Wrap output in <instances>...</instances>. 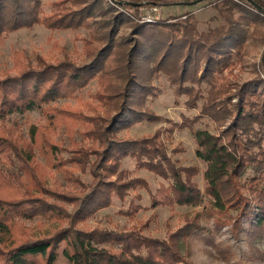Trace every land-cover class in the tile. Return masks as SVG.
Masks as SVG:
<instances>
[{"label": "trees", "instance_id": "trees-1", "mask_svg": "<svg viewBox=\"0 0 264 264\" xmlns=\"http://www.w3.org/2000/svg\"><path fill=\"white\" fill-rule=\"evenodd\" d=\"M146 1L53 0L46 12L44 0H0V41L35 25L90 31L82 38L83 61L68 55L55 63L42 56L35 63L17 59L16 72L0 77V264H53L61 248L68 264H195L189 241L207 236L211 241L214 234L203 219H212L216 229L229 224L237 229L245 219L247 243L256 247L257 241L264 242V76L240 82L224 74L245 56L250 27L264 24V0H208L224 3L227 22L207 31L198 29L190 11L167 19L139 17ZM123 27H130L128 35H120ZM261 65L264 71V58ZM160 74L167 76L177 96L187 97L189 107H197L204 96L202 83L210 86L201 112L168 129L193 133L197 155L207 164L204 189L195 179L199 166L178 165L160 132L120 136L136 123L160 119L147 107L158 94L154 78ZM94 79L99 84L96 104H57L78 98ZM35 108L48 115L54 128L63 125L62 141L35 124L27 138L18 120L10 119ZM203 115L223 126L219 134L196 127ZM63 150L70 155L59 157L53 167L67 170L71 179L72 167L91 175L88 183L80 181L86 190L82 195L48 185L39 156L48 160ZM128 156L168 185L152 191L145 177L129 176L123 168ZM138 187L149 190L150 205L135 193L127 207L119 209L130 218L159 205L204 203V208L185 214V223L165 237L145 232L151 218L122 229L88 224L115 198L125 202ZM62 203L73 204V210ZM36 217L50 220L49 229L32 231L26 220ZM219 252L231 257L230 252Z\"/></svg>", "mask_w": 264, "mask_h": 264}, {"label": "rangeland", "instance_id": "rangeland-1", "mask_svg": "<svg viewBox=\"0 0 264 264\" xmlns=\"http://www.w3.org/2000/svg\"><path fill=\"white\" fill-rule=\"evenodd\" d=\"M52 1L44 0L46 12L52 9ZM145 3L137 13L139 17L149 13L154 15L155 19H167L173 15L190 11L193 13L200 31H207L209 28L227 22L223 2L215 4L203 0L191 4H181L180 0H163L159 3L150 1ZM155 5L159 8V12L152 10ZM145 22L149 21L145 20ZM249 31L250 36L246 42L245 56L233 69L224 73L226 77L240 82L264 76L261 65L264 58V24L256 28L252 26ZM129 32L130 27H123L120 35H128ZM89 35L90 31L85 28L52 30L44 25H35L33 28H21L10 32L4 40L0 41V77L7 73L14 74L16 72L15 62L17 59L35 63L38 57L42 56L48 62L55 63L68 55L81 62L85 58L82 38L89 37ZM154 84L158 88V94L150 97L147 107L160 116V119L157 121L144 120L136 123L130 128L123 129L120 136L137 138L152 136L156 132H160V138L164 142L168 154L178 165L199 166L200 171L195 179L204 189L206 184L204 171L207 164L197 155V144L193 133L188 128L176 127L173 131L168 129L173 127L175 122H181L184 117H194L201 112L210 86L208 83H202L201 89L204 96L198 99L197 107H189L185 103L187 97L176 95L174 86L171 85L165 74L156 75ZM98 88V81L94 79L80 92L78 98L60 99L57 104L60 106L65 104L86 106L88 102L96 104L97 100L94 94ZM10 119L18 120L21 131L27 138L29 127L32 124L46 127V131L54 140L62 141L66 135L63 125L60 124L54 128V125L48 122V115L43 113L40 108L32 109L26 113H14L10 116ZM76 127L79 128L77 124ZM196 127L206 128L216 134H219L223 128L207 115L201 116L200 120L196 122ZM67 143L68 141H65L66 145ZM85 143L90 144L87 140H85ZM69 155L70 152L63 150L60 154L50 157L48 160L43 155L39 157L46 168L49 186L82 195L86 190H82L80 181L88 183L91 180L90 173L82 171L78 167H72L74 168L73 175L75 177L71 179L72 174L67 170H58L52 165L59 157H68ZM66 166L69 167V165ZM123 168L129 170V176L145 177L150 182V190L152 191H156L160 184L168 185L167 180L152 171L139 167L135 159L130 156L123 159ZM135 193L142 194L144 205H150L149 190L138 187L136 190H131V194L125 202L115 198L112 205L101 209L90 217L88 224L92 227L98 225L108 229H122L130 228L133 225L139 226L151 218L149 227L145 228V232L154 236L165 237L185 223V214L192 215L194 211L203 210L204 208V203L199 206L159 205L156 208H143L134 218H130L121 214L119 209L127 207L128 201ZM62 204L69 211L74 208L73 204ZM233 213L235 214V212ZM202 223L211 229L214 234L211 241L207 240L209 239L208 236L206 238L193 237L189 241L192 247L191 259L195 264H264V242L255 241L257 248L247 243L246 228L248 223L245 219L241 221V226L237 229L233 228L232 224L216 229L212 219H203ZM26 224L32 231L40 233L49 229L52 222L48 219L36 217L33 220H26ZM206 233L208 234V232ZM219 250L230 252L231 257L229 259L224 258ZM53 264H68L63 248L60 249Z\"/></svg>", "mask_w": 264, "mask_h": 264}, {"label": "built area", "instance_id": "built-area-1", "mask_svg": "<svg viewBox=\"0 0 264 264\" xmlns=\"http://www.w3.org/2000/svg\"><path fill=\"white\" fill-rule=\"evenodd\" d=\"M152 10L159 12V8L156 5L153 7ZM146 17H147L148 20H150L152 18L155 19V16L154 15H151L149 13L146 15Z\"/></svg>", "mask_w": 264, "mask_h": 264}, {"label": "water", "instance_id": "water-1", "mask_svg": "<svg viewBox=\"0 0 264 264\" xmlns=\"http://www.w3.org/2000/svg\"><path fill=\"white\" fill-rule=\"evenodd\" d=\"M255 3V2H254ZM256 5H258V4H256ZM258 7H260V6H258Z\"/></svg>", "mask_w": 264, "mask_h": 264}]
</instances>
